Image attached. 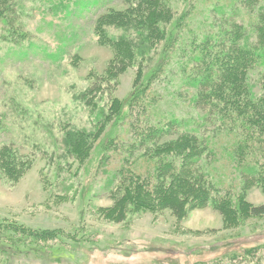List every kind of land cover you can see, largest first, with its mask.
Listing matches in <instances>:
<instances>
[{"label": "rangeland", "instance_id": "1", "mask_svg": "<svg viewBox=\"0 0 264 264\" xmlns=\"http://www.w3.org/2000/svg\"><path fill=\"white\" fill-rule=\"evenodd\" d=\"M7 4L0 21V119L6 122L0 129V148L13 147L32 165L18 177L0 174V264H202L210 260L229 264L228 254L251 247L252 253L246 258L240 255L236 264H264V249L256 246L264 242V215L239 214L230 225L211 204L192 207L189 203L183 217L170 209L127 208L122 221L113 215V191L121 180L117 171L123 165L142 175L153 176L155 171V162L141 156L143 148L129 151L137 136L134 131H141L131 122L137 114L142 119L141 110L132 108L124 124L106 125L101 133L115 138L101 159L99 143L85 163L66 153L68 131H98L110 99L126 100L139 71L143 78L149 77L152 65L164 58L146 89V99L153 101L146 113L150 121L156 124L175 117L183 126L176 129L190 130L207 142L200 164L208 168L207 179L220 188L219 195L229 191L235 200L245 197L253 204L264 203L260 187L243 189L234 160L237 137L225 125L219 126L221 117L195 106L197 91L189 82L196 62L188 46L172 35L148 54L136 41L134 52L126 57L127 68L114 77L109 64L118 50L99 41L95 25L102 14L125 9L126 0H8ZM170 4L179 7L183 28L188 27V17L183 15L192 13L189 23L198 38L216 31L221 19H227V25L245 24L247 37L253 40L252 23L264 0L249 9L241 0H170ZM107 29L111 36L124 34L115 25ZM263 75L264 65L248 71L245 84L255 97L261 94ZM101 78L100 91L90 92L94 80ZM129 111L127 104L121 117ZM164 137L153 141L170 139ZM48 233L54 235L47 237Z\"/></svg>", "mask_w": 264, "mask_h": 264}, {"label": "trees", "instance_id": "2", "mask_svg": "<svg viewBox=\"0 0 264 264\" xmlns=\"http://www.w3.org/2000/svg\"><path fill=\"white\" fill-rule=\"evenodd\" d=\"M256 1L258 0H241L242 3H247L245 5L247 9L253 7ZM7 3L8 0H0V21L8 9ZM126 4L127 7L123 10L113 9L102 14L95 25L99 41L111 43L119 53L109 64L110 73L116 77L127 68L126 57L134 52L133 46L136 41L141 42L145 53L148 54L155 44L171 40L172 35V39L184 42L196 62L191 68L195 75L189 82L197 91L195 106L208 110L218 118L221 117L219 126L225 125V128L237 137L235 149L237 153L234 160L242 176L243 189L254 185L264 190V75L263 82L261 81V94L258 97L251 95L250 85L245 84L248 71L256 69L258 65H264V5L260 4L257 18L252 23L254 32L252 40L251 37H247L248 28L245 24L232 21L227 25V19H221V25L216 31L205 33L198 38L196 34L194 36V28L189 23L192 13L189 15L187 12L183 15L188 17L186 18L188 27L183 28L180 16L178 18L177 15L179 7L174 9L170 0H126ZM114 25L124 29L122 37L109 35L107 28ZM187 32L190 36H185ZM163 63L164 58L157 60L152 65V75L147 78L142 77L143 71L140 70L134 89L126 100L116 96L110 99L108 112L104 114L103 121H100V124L103 123L98 131L75 129L68 131V134L64 135L68 146L67 155L76 156V160L85 163L94 145L99 143L98 155L101 159L115 138L111 133H101L106 125L118 122L124 124L127 118H131L132 108L138 109L142 112L143 120L140 119L141 114H137L136 120L134 119L131 124L137 123L136 128L141 131H134L137 136L131 141L129 151L133 154L138 150L137 146L143 148L145 151L141 156L155 162V171L153 176L148 173L142 175L134 172L133 167L124 165L117 171L118 176H115L121 180L113 191L116 204L112 209L117 220H124L127 208L170 209L176 216L183 217L186 215L184 211L187 203L192 207L211 204L225 215L226 222L230 225L238 219L239 214L264 215V203L253 204L245 200V197L235 200V194L229 191L227 194L219 195L220 188L216 184L215 187L218 189L214 188V183L207 179L208 168L200 164L203 153L208 150L207 142L199 140L190 130L176 129L177 126L183 127L180 126L182 124L180 119L172 117L156 124L150 121L151 117L146 113L148 107L153 105V101L146 99V89L153 74ZM102 81V78L94 80L89 91H100ZM109 81L112 82L111 79ZM127 104L130 105V111L121 117ZM2 122L6 124L0 119V129L5 126ZM175 133L178 136L169 137ZM164 136L170 139L162 142L153 141L155 138H165ZM113 150L116 152V149ZM30 165L31 161L24 160L13 147L3 145L0 148V174L18 177ZM35 233L39 236L37 232ZM53 235L46 234L47 237ZM256 246L264 249V242ZM253 249L254 247H251L240 254H228L227 262L236 264L240 255L246 258ZM202 264L224 263L221 260H210Z\"/></svg>", "mask_w": 264, "mask_h": 264}]
</instances>
